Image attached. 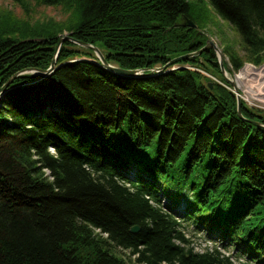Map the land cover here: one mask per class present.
I'll return each mask as SVG.
<instances>
[{
	"label": "trees",
	"instance_id": "1",
	"mask_svg": "<svg viewBox=\"0 0 264 264\" xmlns=\"http://www.w3.org/2000/svg\"><path fill=\"white\" fill-rule=\"evenodd\" d=\"M11 1L70 14H0V264H264V109L241 100V118L214 50L197 53L184 20L203 27L204 0ZM206 3L239 37L225 71L263 63L264 0Z\"/></svg>",
	"mask_w": 264,
	"mask_h": 264
},
{
	"label": "rangeland",
	"instance_id": "2",
	"mask_svg": "<svg viewBox=\"0 0 264 264\" xmlns=\"http://www.w3.org/2000/svg\"><path fill=\"white\" fill-rule=\"evenodd\" d=\"M206 1L207 0L203 1L204 4L198 2V4L196 5L202 8H203V5H205L204 7L208 11L209 18L206 21V24L202 25L203 27L198 28L196 25L193 27L199 30V32H202L207 39L211 40L220 52H222V48L229 43L230 45L235 47L234 49L239 51L238 35L235 33L233 28L227 22L221 20L216 15L212 7L209 6L206 3ZM0 14L7 18L10 17V19L14 21L17 20L18 22H26L30 24H36V23L41 24V23H48L51 21H63L69 17L70 13L65 11L61 6L35 5L33 2H30V4L28 5V9L26 10L22 6H20L17 3H14L11 0H0ZM185 22L186 20H184V23ZM63 34L66 35L67 31H64ZM224 59L227 60L226 57ZM242 68H241L242 70L240 69L239 71H236L233 73L225 71L224 77L225 79L227 78L230 79L233 84L232 86L235 87L236 90L238 89V91L242 92L245 98L250 99V95L247 94V91H246L248 87L251 86L253 90H256V89L259 90L260 85L264 84V62L258 66L253 63L248 62V64L245 63ZM251 71L253 73L246 75L247 72H251ZM51 72L52 71H49L47 73H42V72H37V71H30L29 73H32L35 75L46 76V75H49ZM243 73L245 74V76L243 75ZM207 75L214 81H217V82L219 81L218 76L214 77V76H211L210 74H207ZM241 75H243L241 81H237L235 77H239ZM254 103H258V102H254ZM250 107H253V106H250ZM161 198H162L161 199L162 202L166 204L168 201L167 197L161 196ZM186 231H187V236L191 239L196 249L200 250L206 247H211L213 245V242L210 240V238H208V235H206L204 232H200V233L196 232L190 226L188 227ZM233 261H234V264H253L251 262H247L244 258L238 259L234 257Z\"/></svg>",
	"mask_w": 264,
	"mask_h": 264
},
{
	"label": "water",
	"instance_id": "3",
	"mask_svg": "<svg viewBox=\"0 0 264 264\" xmlns=\"http://www.w3.org/2000/svg\"><path fill=\"white\" fill-rule=\"evenodd\" d=\"M184 25L192 26V27L195 26V24H194L192 21H190V20H186V22L184 23ZM65 38H68V37H67L66 35H64L63 37H61L60 40H59V44H60V43L62 42V40L65 39ZM77 43H78L79 45H81V46L91 48V49L94 51L95 55L98 57L99 61L102 63V65H103L104 67H106V68H108V69L114 71V72L121 73V74H126V75H134V74H137V73H138V71H137V70H134V69H122V68H120V67H117V66H114V65L109 64V63L105 60V58H104L103 54L101 53V51H100L96 46H93V45H91V44H87V43H84V42H77ZM208 48H212V49L215 51V53H216V57H217V60H218V63H219V65H220L221 71H222V73H223V75H224L225 68H224V64H223V59H222V56H221V52L218 50V48H216V46L214 45V43H213L211 40L206 39V43L204 44L203 47H201V48L197 51V53H200V52H202L203 50L208 49ZM195 53H196V52L186 53V54H184V55H180V56H178V57L172 58V59H171L170 61H168L165 65H163V66H161V67L153 68V69H152V72H154V71L156 72V71L163 70V69H165L168 65H170V64H174L175 62H177V61H179V60L187 59L188 57H191V56L195 55ZM54 65H55V57L53 58V60L51 61L50 66H49L47 69H36V68H33V69H30V71H37V72L47 73V72H49V71H52ZM226 81H227L229 84L233 85V84H232V81H231L230 79L227 78ZM7 85H8V82L5 83V84L2 86V88H1V90H0V97H1V91L4 90V89L6 88ZM209 86L212 87V83H209ZM234 91H237L235 87H234ZM236 101H237V113H238V115H239L241 118H243L242 115H241V100H240V98H239L238 96H236ZM250 121H251L253 124H255V125L264 126L262 123H260V122H258V121H253V120H250ZM138 229H139V228H138L137 225H133V226L130 228V230H131L132 232H137Z\"/></svg>",
	"mask_w": 264,
	"mask_h": 264
},
{
	"label": "built area",
	"instance_id": "4",
	"mask_svg": "<svg viewBox=\"0 0 264 264\" xmlns=\"http://www.w3.org/2000/svg\"><path fill=\"white\" fill-rule=\"evenodd\" d=\"M257 68V67H256ZM230 90L236 95L238 96L241 100H243L248 106H253L255 108H259V109H264V84L260 85L259 90H253L250 87H248L247 94L250 95V99H247L243 96V93L238 91H234V87L230 84H228ZM254 102H258V103H254Z\"/></svg>",
	"mask_w": 264,
	"mask_h": 264
},
{
	"label": "bare ground",
	"instance_id": "5",
	"mask_svg": "<svg viewBox=\"0 0 264 264\" xmlns=\"http://www.w3.org/2000/svg\"><path fill=\"white\" fill-rule=\"evenodd\" d=\"M242 69H243V68H242ZM242 69H241V70H242ZM241 72H242V71H241ZM241 72H240V73H241ZM250 73H253V72H252V71H251V72H247V73H246V75H248V74H250ZM243 75L245 76V74H244V73H243ZM243 75H241V76H239V77H235V78H236V80H237V81H241V79H242ZM262 78H263V77H262ZM228 84H229V83H228ZM254 84H255V83H254ZM241 115H242V114H241Z\"/></svg>",
	"mask_w": 264,
	"mask_h": 264
}]
</instances>
